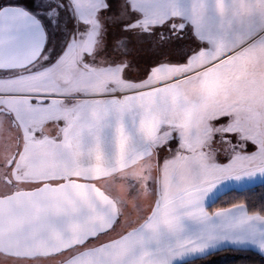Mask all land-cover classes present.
I'll return each instance as SVG.
<instances>
[{"label":"rangeland","instance_id":"obj_1","mask_svg":"<svg viewBox=\"0 0 264 264\" xmlns=\"http://www.w3.org/2000/svg\"><path fill=\"white\" fill-rule=\"evenodd\" d=\"M134 3L136 0H0V8L17 5L36 14L50 34L53 24L59 21L55 44L58 51L66 50L61 61L62 71L26 80L20 85L24 93L34 97V106L39 108V124L28 133L30 141L31 137H36V143L31 151L18 152L15 142L5 149L0 141V197L33 189L35 185L30 180L34 177L49 180L58 170L69 169L68 162L61 158L66 155L61 143L69 134L68 123L79 115L80 108L111 97L117 90L137 87L144 82L140 73L152 56L153 46L169 41L171 26L181 23L178 17L190 8L192 0H152L148 8L138 7L132 11ZM125 26L127 31H124ZM183 35L187 41L188 32ZM39 64H43V59ZM256 66L253 59L243 61L237 78L242 77L248 82L243 89L236 86L226 101L216 105L201 104L199 116L192 108L189 113L187 109L192 126L189 135L158 137L146 149L145 156L95 179L96 185L101 187L105 179H125L132 184L140 180L139 186L144 189L152 177L163 173L167 182L163 201L169 196L177 198L193 191L207 194L221 188L224 178L220 174L228 171L220 170L219 164H229L225 162L226 158L230 155L234 158L236 152L251 151L254 146L264 148V66L255 69ZM198 67V62L193 64V68ZM182 71L183 68L174 65L158 66L150 73L153 76H149L166 81L168 87L177 88L186 99L191 96V91L180 87ZM251 76L258 79L250 83ZM245 94L249 98L240 100ZM226 115L229 119L223 124L215 123L217 117ZM255 165L257 169L264 167V154ZM6 180L10 183H5ZM116 186L118 196H123L124 185L117 183ZM155 205V197L144 190L139 200L129 201L131 223L126 216L120 227L129 231L145 222ZM161 214L166 213L162 210ZM168 214H174L180 223L191 215L174 211H167ZM63 260L64 257H59L55 264H63ZM0 264L12 262L0 256Z\"/></svg>","mask_w":264,"mask_h":264},{"label":"snow or ice","instance_id":"obj_2","mask_svg":"<svg viewBox=\"0 0 264 264\" xmlns=\"http://www.w3.org/2000/svg\"><path fill=\"white\" fill-rule=\"evenodd\" d=\"M151 4L152 0H136L131 10ZM178 18L181 27L171 28L167 43L153 46L140 79L147 81L158 66L183 68L180 87L190 90L191 96L175 107L192 108L199 116L201 104L216 105L229 98L245 59L264 66V0H192ZM58 23L53 24L50 34L39 17L28 10L0 15V141L5 149L15 142L18 152H28L36 143V137L30 141L28 133L39 124V108L20 85L62 71L66 50L58 51L55 44ZM186 31L187 41L183 35ZM41 59L43 64H39ZM197 62L198 69L193 68ZM37 64L39 67L33 68ZM149 87L145 84L144 90ZM173 94L174 90H168L158 99L142 103L167 115L174 107ZM113 111L104 106L102 114L89 123L90 136L103 141ZM227 119V115L217 117L215 123L223 124ZM71 177L69 169H60L49 180L35 181L27 201H0V256L12 264H55L59 257H64L63 264H126L121 243L133 233L120 225L126 216L131 223L129 201L136 202L147 190L159 207L167 191L163 173L152 177L144 189L140 180L132 184L125 179H105L99 191L91 177H84L83 186L72 182ZM117 183L124 185L123 196H118ZM114 232L118 234L112 236ZM49 247L55 250H42Z\"/></svg>","mask_w":264,"mask_h":264},{"label":"crops","instance_id":"obj_3","mask_svg":"<svg viewBox=\"0 0 264 264\" xmlns=\"http://www.w3.org/2000/svg\"><path fill=\"white\" fill-rule=\"evenodd\" d=\"M151 76L137 87L122 90L127 92L122 99L111 96L80 108L79 115L68 123L69 134L61 143L66 155L61 158L68 162L71 178L85 181L84 177L88 176L99 180L130 160L145 156L146 149L158 137L170 134L175 138L192 132L187 109L175 107L184 96L177 88L168 87L166 81H158ZM254 79L258 78L251 76L250 83ZM246 82L242 77L237 78V87L242 88ZM145 84L150 86L147 91L144 90ZM168 90H174V107L167 115L142 103L143 100L154 101ZM244 98L249 97L247 94L240 96V100ZM106 105L114 111L101 142L98 137L90 136L88 129L89 123L102 114ZM250 150L236 152L234 158L230 155L225 161L229 164H219L220 170L225 168L228 171L220 174L224 178L221 188L207 194L193 191L177 198L169 196L159 207L155 205L148 219L130 229L133 235L121 243L126 264H180L225 248L252 249L264 255V216L250 214L244 205L213 213L208 211V207L223 193L264 182V167L257 169L255 165L264 154V148L254 146ZM46 179L34 177L30 181ZM162 210L165 215L161 214ZM167 211L191 215L180 223L174 214L167 215Z\"/></svg>","mask_w":264,"mask_h":264},{"label":"trees","instance_id":"obj_4","mask_svg":"<svg viewBox=\"0 0 264 264\" xmlns=\"http://www.w3.org/2000/svg\"><path fill=\"white\" fill-rule=\"evenodd\" d=\"M236 205H244L250 214L264 216V182L223 193L208 211L213 213ZM180 264H264V255L252 249L225 248Z\"/></svg>","mask_w":264,"mask_h":264},{"label":"water","instance_id":"obj_5","mask_svg":"<svg viewBox=\"0 0 264 264\" xmlns=\"http://www.w3.org/2000/svg\"><path fill=\"white\" fill-rule=\"evenodd\" d=\"M16 9L27 10L26 8L21 7V6H17V5H5V6L0 8V15H9V14H11V12L13 10H16ZM43 26H44V24H43ZM172 27H175L176 29H179L181 27V23H178V24L175 23V24H173L171 26V28ZM44 28H45V26H44ZM11 163L12 162H10V164ZM72 182H74V183H76L78 185H81V186H83L84 183H86V181H80V180H76V179H72ZM94 187L97 189V191H99L100 187L98 185L95 184ZM31 190L32 189H25V190L23 189V190L15 191V192L11 193V197H9V195L1 196L0 197V201H2L3 203H7L10 198L11 199H15L17 201H27L28 193ZM42 250L46 251V252H49V251H54L55 249L49 247V248H45V249H42Z\"/></svg>","mask_w":264,"mask_h":264},{"label":"built area","instance_id":"obj_6","mask_svg":"<svg viewBox=\"0 0 264 264\" xmlns=\"http://www.w3.org/2000/svg\"><path fill=\"white\" fill-rule=\"evenodd\" d=\"M126 94L127 92L117 90L115 91V93L111 94V96L118 98V99H122Z\"/></svg>","mask_w":264,"mask_h":264}]
</instances>
